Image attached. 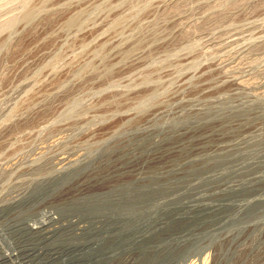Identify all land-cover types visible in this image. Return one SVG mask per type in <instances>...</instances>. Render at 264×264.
<instances>
[{
  "label": "rangeland",
  "instance_id": "rangeland-1",
  "mask_svg": "<svg viewBox=\"0 0 264 264\" xmlns=\"http://www.w3.org/2000/svg\"><path fill=\"white\" fill-rule=\"evenodd\" d=\"M262 192L264 0H0V198H25L1 230L50 216L85 260L264 264Z\"/></svg>",
  "mask_w": 264,
  "mask_h": 264
},
{
  "label": "bare ground",
  "instance_id": "bare-ground-1",
  "mask_svg": "<svg viewBox=\"0 0 264 264\" xmlns=\"http://www.w3.org/2000/svg\"><path fill=\"white\" fill-rule=\"evenodd\" d=\"M56 131H57V129H56ZM59 133H61V132H59ZM89 133H90V131H89ZM92 134L94 135L93 131H92ZM57 136H59V135L57 134ZM57 136L56 135L54 137L51 136L53 138L52 144L54 146L56 145V147L58 145V141L60 140V139L57 138ZM83 136L84 135H82V137ZM91 136L92 135H90V137ZM87 137H89V136H87ZM75 145H77V144H75ZM73 151H75V150H73ZM40 152H42V151L40 150ZM60 153H62V152H60ZM81 156L82 155L79 154V152H76V153L68 155V153L64 154V151H63V154H60L58 157L54 158V160H51V161H54L53 162V165H54L53 167L54 168L56 167L57 170H59V169L61 170V169H64V167H67V166L69 168H71L72 166H77V164H79L78 162L80 161ZM43 163H44V161H43ZM13 166H19V164H17V165L13 164ZM15 168L17 169V167H15ZM11 170H12L11 167L6 169L7 172H9ZM54 170H56V169H54ZM52 171H53V169H52ZM7 176H10V175H7ZM123 184L125 185L126 183H123ZM124 185H121V186H124ZM262 193H264V192H262ZM261 196H264V194H262ZM70 198H71L70 199L71 201H78L79 200L78 198H73V197H70ZM23 202H25V198L20 197V195H17V196L12 195V196H10L9 198H6V199L0 198V223H2V224L4 223L5 224V222L6 223H10V221L11 222L14 221L15 217H14L12 211L15 210L17 207H20V206L24 205ZM5 209L11 210V212L9 214H7V215L1 214ZM72 223H73V227L75 228V230H73L74 232L77 231V232H80V234H81L82 232L84 233L88 229L85 226H80L79 224H76L74 222H72ZM67 228L68 227L62 225L61 223L57 222L56 220L53 221L52 217L44 216V217H42L41 219H39L38 221H36V222H34L32 224L27 223L24 226L23 225H19V224L18 225L15 224L13 227L11 226V228H8L6 231H3V230L0 229V264H108L109 261H107L105 259L101 260V261L97 260L96 258L95 259L91 258L90 260H88V259L85 260V256H89V254L91 253V251L89 250L88 247H84V246L83 247H79V245H76V246L72 247L71 243L69 244L65 240H63L62 243L59 244V245L54 244L55 241H57V237H56L57 234L61 233L62 231L63 232L64 231L68 232ZM28 233H29L30 236H32L30 238L31 240L26 238V235ZM14 236H17L16 238H13L15 240H13L10 245H6L5 242H4L5 238L9 237V239H10V237L12 238ZM34 238H38L37 240L41 239L43 241V242L41 241L42 242L41 245L42 244L43 245L40 247L38 245L32 244L31 241ZM54 238H56V240H54ZM48 240H52V241L49 242ZM58 240H61V239H58ZM201 259L199 258V260H197V261H192L190 264H204L205 262L203 260H201ZM121 260H123V259H121ZM134 263L131 262L130 260H125V261L120 262V263L118 262V264H134Z\"/></svg>",
  "mask_w": 264,
  "mask_h": 264
}]
</instances>
